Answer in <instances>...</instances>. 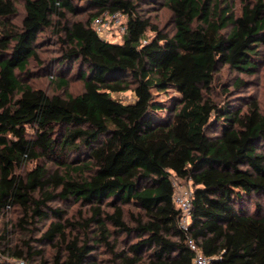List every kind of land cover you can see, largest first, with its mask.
Returning a JSON list of instances; mask_svg holds the SVG:
<instances>
[{
	"label": "trees",
	"instance_id": "obj_1",
	"mask_svg": "<svg viewBox=\"0 0 264 264\" xmlns=\"http://www.w3.org/2000/svg\"><path fill=\"white\" fill-rule=\"evenodd\" d=\"M79 1L97 12L67 20ZM240 3L235 13L229 0H167L168 35L133 0H25L19 27L10 21L13 0H0V215L18 209L23 229L53 217L39 237L53 245L51 264H100L98 244L109 248V264H193L188 236L211 264H264V113L256 100L242 111L210 96L216 71H252L264 42V0ZM105 10L127 15L121 41L95 31ZM46 28L66 45L58 84L68 85L65 71L78 61L82 92L50 95L19 77L39 58ZM171 87L181 97L157 117L164 106L153 90ZM128 89L134 102L112 96ZM173 177L194 189L188 230ZM56 199L91 204V215L73 222L50 205ZM125 204L140 209L133 225ZM118 233L135 239L118 249ZM24 242L13 256L42 255Z\"/></svg>",
	"mask_w": 264,
	"mask_h": 264
},
{
	"label": "rangeland",
	"instance_id": "obj_2",
	"mask_svg": "<svg viewBox=\"0 0 264 264\" xmlns=\"http://www.w3.org/2000/svg\"><path fill=\"white\" fill-rule=\"evenodd\" d=\"M138 6V10L144 17H149L151 21L156 24L163 33L172 35L175 32V22L172 10L167 4V0H133ZM224 1V0H222ZM16 7V13L10 17L11 23L16 26H21L25 15V0H13ZM235 13H240V0H229ZM79 7L77 12H66V18L69 21L88 20L92 14L97 12V8L89 6L87 2L79 1L76 3ZM55 21L57 18H54ZM127 19V16H126ZM64 22V21H63ZM148 35L152 36L154 33L148 31ZM61 33H54L51 28L44 29L40 34L37 42L38 59H31L27 72L19 73V77L25 83H29L34 87L44 89L48 94H60L67 96L68 94H78L84 90V80L79 73V62L71 63L66 74L68 85L61 87L58 84L56 76L58 75L57 66L60 64L62 53L66 45L62 41ZM118 40L119 37H116ZM258 55H255V69L252 71L232 68L229 65L221 66L215 73V78L210 91V96L218 103L223 104L225 101L231 102L235 107H240L242 111L248 109L249 103L256 100L259 103L261 111L264 113V42L258 48ZM55 76V77H54ZM155 99L162 103L164 108L157 111V117H165L169 114V107L181 97V94L173 87L164 91L153 90ZM112 96L125 103L135 101V93L128 89L120 92H113ZM44 163V162H43ZM36 162L27 163L18 171L26 173L35 166ZM48 166L51 163L45 162ZM57 165H53V169ZM52 207H57L65 212V217L70 218L73 222L81 221L91 215V204L82 201L70 200H53L50 202ZM126 210V220L130 225L134 224V218L131 215H138L140 209L131 204L124 205ZM104 209L111 211L112 207L104 204ZM20 213L16 208L8 209L5 213L0 215V264H40L46 261L45 264H51V257L53 254V245L45 242H40L39 237L42 231L46 228L50 217L42 222H35L25 229L17 224ZM94 229V226H92ZM110 227H112L110 225ZM79 230H74L78 233ZM92 234V232H90ZM3 235V237H2ZM30 239L32 251L43 250L42 255H35L30 259L18 258L11 254L15 248L25 247L26 240ZM133 235L128 236L123 233H118L112 236L111 241L118 240V249H122L128 241H133ZM95 258L100 264H109L111 259V252L105 245L98 244L93 252Z\"/></svg>",
	"mask_w": 264,
	"mask_h": 264
},
{
	"label": "built area",
	"instance_id": "obj_3",
	"mask_svg": "<svg viewBox=\"0 0 264 264\" xmlns=\"http://www.w3.org/2000/svg\"><path fill=\"white\" fill-rule=\"evenodd\" d=\"M126 14L122 11L105 10L94 18L93 27L97 34L110 41H121L127 30ZM174 194L173 201L178 209L181 210L180 225L188 230L190 223L192 202L194 197V189L191 184L182 182L181 179L173 177ZM188 244L195 252L193 264H211V257L204 254L191 236H188Z\"/></svg>",
	"mask_w": 264,
	"mask_h": 264
}]
</instances>
